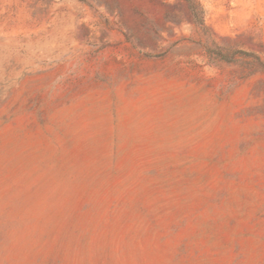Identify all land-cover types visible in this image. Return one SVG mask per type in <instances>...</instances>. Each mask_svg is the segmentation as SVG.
<instances>
[{"label":"rangeland","instance_id":"rangeland-1","mask_svg":"<svg viewBox=\"0 0 264 264\" xmlns=\"http://www.w3.org/2000/svg\"><path fill=\"white\" fill-rule=\"evenodd\" d=\"M0 264H264V0H0Z\"/></svg>","mask_w":264,"mask_h":264}]
</instances>
